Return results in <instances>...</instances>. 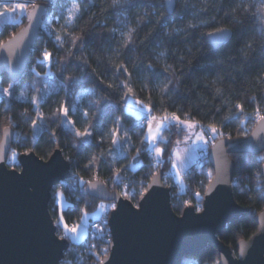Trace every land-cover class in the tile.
<instances>
[{
    "label": "trees",
    "instance_id": "trees-1",
    "mask_svg": "<svg viewBox=\"0 0 264 264\" xmlns=\"http://www.w3.org/2000/svg\"><path fill=\"white\" fill-rule=\"evenodd\" d=\"M164 0H133L132 4L125 5L123 9H111L107 8L105 0H92V7L90 10L85 9V15L80 22V26L83 27L85 22H89L87 26V35L84 37L83 43L78 46L80 50L73 49L77 56L81 55V51L85 57L89 58V65L91 68H96L97 64L93 62V59L89 57V52L94 50L96 55L104 54L105 63H107V48L109 46L115 47L119 40V34L121 31H126L129 28L135 27L139 24V29L136 35V46L139 53L145 57L143 63L150 61L156 62L157 56L160 52H164V61L172 64L177 69V75L184 73L181 88L173 94L169 103V110H175L171 107L172 104L182 105L186 110L191 108L193 115L196 119H201L198 112L208 114V119L202 121L203 124L213 122L220 129L224 137L231 136L232 138L244 137L245 133L249 135L252 128L258 123L254 116H248L256 107L255 104H251L245 108L244 113H236L234 116H229L228 120L220 123L222 118L228 115V108L230 105L223 103V97L215 96V88L220 87L224 89V96L231 97L232 103L237 102V97H242L243 94H251L249 91H256L259 81L255 77L261 70H264V47L261 46L259 37H256V42L251 45L250 48L244 49L245 44L249 42V37L253 33V25L250 18L245 19L244 15L240 16V22H233L231 27L233 28L232 39L222 48L214 53L206 51L207 41L201 37L200 33L210 32L215 27L228 26L229 20H231V14L225 16V13L229 10L231 0H188L189 7L184 8L182 11L178 10L169 14L165 11L161 5ZM103 5V7H102ZM203 5V10H201ZM31 6L29 5L23 13L22 22L13 24L12 22L3 23L0 26V44L12 36L17 30L21 29L27 20V10ZM107 9L106 11L104 9ZM157 8L161 12H164L162 22L167 23L168 27L161 28L154 19L156 15L153 9ZM45 15L43 17V23L39 29V34L35 40V44L30 50V58L26 71L22 77L16 82H12L5 73L0 75V79H3L1 85L3 87L8 86L9 83L14 84L13 95L11 97H5L0 100V138L2 130L12 123V130L14 131L13 144L10 151L17 153V156L21 152H27L32 150L40 158L47 159L52 154L55 148L60 149L62 154L67 159L70 154L74 155L75 160L80 164V167L70 165V176L74 173H79L86 181L91 180L94 173L97 174V178L104 182L110 190H115L121 193L125 197V193H129L128 199L137 204L140 193L144 191L150 182L152 175L151 172H169L171 163L159 164L157 161L153 162L152 156L147 153H142L139 159L140 164L137 167H132V157L136 155V148L130 147L126 158H119L117 161H113V157L108 155L110 147V140L101 141L102 132L96 134L93 137L91 147L84 146L79 152H72L66 141L74 139V133L67 132L62 126L57 127L59 121L53 122L51 114L55 112L59 104H64L69 109V118L73 121H77L76 128L83 130V122L79 120L82 112L86 110L90 101L95 100V96L87 92L85 89L90 87V84L85 83L83 87H76L72 91V95L64 89L61 85L63 76H68L75 73L74 67L70 66L61 76L57 66L52 64L40 66L41 61L37 60V56L40 52L47 48L49 52L53 54L55 59H59L63 55V49L59 52L56 50L55 35L61 33L59 25L63 22L61 20V10L59 8V0H50L49 6L46 8ZM195 14V15H193ZM59 16L60 24L54 20ZM213 16L215 20L211 19ZM142 18V19H141ZM198 20H208V24H197ZM191 22L197 24L196 28H184V24ZM111 29H116L115 32H111ZM171 33L170 35L168 33ZM150 33L148 38H145V34ZM65 47H70L66 45ZM244 49V51H242ZM247 52V55H245ZM181 57L185 59L181 61ZM192 60L191 67H185L187 61ZM210 61H216L211 63ZM77 63L76 60H72V65ZM203 65V67H201ZM36 66L37 71L41 72V76L35 78L33 81V73L30 71L31 67ZM83 66V65H82ZM86 70L91 73V68L84 66ZM101 71L105 72L109 77L107 82H112V72L115 71L112 67H101ZM143 70V64L138 66L136 74L138 75ZM51 71V76H44L43 73ZM155 76L159 74L160 78L167 75L162 71V67L158 66L155 69L149 70ZM104 78L103 76L101 77ZM125 75H120V79H124ZM85 80L95 81V76L88 75ZM133 87L135 95L127 97L122 101L123 110H116L114 103L108 105L105 108V118L103 120L104 125L112 127V119L120 117L124 120L125 125H131L133 128L138 129V125L134 123L136 120L135 114L128 110L127 101L129 99H143L148 95L147 91H139L140 84L136 80V75L133 77ZM215 81V85L211 82ZM46 85L49 87L46 88ZM103 87V86H102ZM25 90V95L21 97L19 95L21 90ZM39 90V91H37ZM112 91V90H108ZM123 86L113 92V101L119 100L123 95ZM259 95V93L257 92ZM47 95V102L43 99ZM36 97L38 103L32 104V98ZM8 101L6 106L3 101ZM73 105L77 106V111H72ZM40 110L44 117L47 119L43 122L42 127H39L38 132L33 130L31 120L21 118L20 114L25 110H28L31 119H37L35 115L36 110L34 107ZM216 108H221L219 113H215L213 118L212 114ZM239 117V118H237ZM91 119V117H90ZM26 121V122H25ZM95 122V121H93ZM41 123V122H40ZM19 124V126H16ZM53 131L57 133L55 137L52 136ZM209 133V130H208ZM210 134V133H209ZM183 134L178 136L175 128H171L169 132L164 133L165 140L171 139L175 141L182 138ZM51 137V139H50ZM218 139V138H217ZM136 137L133 134V144H135ZM63 146V150H61ZM128 147V145H126ZM157 147L164 148V143L157 144ZM207 147L203 151V157L201 160L191 164L189 171L191 176L184 172L183 179L185 181V189L181 191L178 189L172 178L164 180L167 185L171 187V202L174 212L181 214L182 209L187 205L196 206V199L194 193L199 189L198 181L202 176L206 175L210 166L208 157L206 156ZM171 150V145H169ZM9 151V152H10ZM90 152L105 153V164L95 165L89 170L83 169V163H86L85 159ZM10 155V154H9ZM8 155L6 165L13 168H19L17 161H12ZM234 160V170L232 179L233 195L236 202L244 207L247 204L246 197L251 196L253 193L245 188V185L251 186L252 173L254 172V164L252 159H243L242 152L229 153ZM258 155H264V153H258ZM163 159L167 160L168 153H163ZM68 160V159H67ZM119 168L121 174L125 177L120 186L117 187L112 179V173L115 169ZM204 172H201V169ZM170 175V173H169ZM171 177V175H170ZM134 181V183H133ZM235 181V183H233ZM125 184L128 187L125 188ZM86 188L87 185L80 186ZM207 187V181L205 180V188ZM244 188V193L239 195L240 189ZM56 190H60L65 195L67 205L65 209L61 211V215L65 217V223L72 225L77 223L79 217L84 211H92L98 207V203L102 200L99 198L93 199L87 196L83 191H72L62 186V182H59L53 186L51 192V199L49 201L50 215L55 221L58 219L59 207L57 203L53 207L54 193ZM135 191L134 198L131 193ZM206 190V189H205ZM203 195V192H202ZM252 209L256 214L264 208V205L253 204ZM246 208V207H245ZM111 207L105 211L104 215L108 218V213ZM248 209V208H246ZM248 220L247 226L244 222H240L224 229L219 235V239L224 243L233 246L234 251L237 249V242L243 238H248L258 228V225L253 226L250 222L251 211L248 209V213L242 215ZM62 231V230H61ZM58 235L60 233H57ZM110 237L105 230L103 240L100 235L85 236L82 241L78 243L70 242L64 256L61 261H70L71 264H93L94 257L92 252L89 251L93 245H96L98 249H102L109 245ZM109 249V248H108ZM198 253L202 255L193 256L192 259L196 261V264H218L219 254L216 245L210 244L199 250ZM103 256H101L102 258Z\"/></svg>",
    "mask_w": 264,
    "mask_h": 264
},
{
    "label": "snow or ice",
    "instance_id": "snow-or-ice-1",
    "mask_svg": "<svg viewBox=\"0 0 264 264\" xmlns=\"http://www.w3.org/2000/svg\"><path fill=\"white\" fill-rule=\"evenodd\" d=\"M107 3V8L111 9H123L125 5L132 4L133 0H105ZM29 5L22 3H17L15 5L16 9L24 10ZM32 13L28 15L27 19L29 21V28H34L38 24V18L41 12L44 11L45 6L37 0V2L31 3ZM183 10L186 7H189L188 0H164V3L161 5L162 8L169 14L178 10ZM92 7V0H59V8L61 10V20L63 21L59 27L61 28V33L55 35V45L56 50L59 52L63 49V55L59 59H55L53 54L44 48L40 54L37 56V60L41 61L40 66L43 67L47 64H52L53 66L59 65L57 68L58 73L63 76V73L67 70L68 67H74L75 73L68 76H63L61 80V85L64 89L69 92V95H72V91L76 87H83L85 83L90 84V87H87L85 90L95 96V100L90 101L86 107V110L82 112V115L79 117V120L83 122V130L76 128L77 121H73L69 118V109L65 107L64 104H59L57 110L52 112L51 117L53 122L59 121L57 127H63L67 132L74 133V139L66 141L69 145L72 152H79L84 146L91 147L93 137L96 134L102 132L101 141L110 140V147L108 150V155L113 157V161H117L119 158H126L129 152L130 147L136 148V155L132 157L135 161L142 153H147L151 155L154 150V158L159 164L171 163V169L169 172H161L159 176H156L154 172L150 174L156 176V179L152 184H149L143 192L140 193L143 200H147L151 195L150 189L159 185L161 179L167 180L170 177L169 173L173 170L175 171L174 175L178 179L180 178L181 172H187V175L190 177L191 172L189 169V164L192 159V152L197 146L203 144L206 148L210 147L211 152L209 153L216 162L215 171L216 177H213V170L208 168L206 175L202 176L198 181L199 189L194 193L196 199V212H203L205 216L209 214L212 208V202L216 197V191L218 185L229 183L227 176V159L225 156V145L223 143L224 136L222 135L220 129L216 126L215 123L209 122L203 124L204 119H208V114L203 112H198L197 115L201 119H196L193 115L192 109H185L182 105L172 104L175 110H169V101L172 99L174 93H176L182 86V80L184 78V73H181L179 76L176 74L177 69L172 65L164 61V52H160L157 56V61L152 62L149 60L147 63H143L145 57H143L136 46V35L137 30L139 29V24L133 28H129L126 31H121L119 34V40L116 43L115 47L109 46L107 48V63H105V55L102 53L96 55L94 50L89 52V57L93 59V62L97 64L96 68H91L89 65V58L85 57L81 51V55L77 56L73 49L80 50L79 45L83 43L84 37L87 33V26L89 22H85L84 26H80V22L83 20L85 15V9L90 10ZM103 7V5H102ZM107 10L106 8L104 9ZM201 10H203V5ZM13 9L5 6L4 11L0 15L12 12ZM153 12L156 13L154 19L156 23L161 28L168 27L167 23L162 22V17H164V12H161L159 9L154 8ZM231 14V20L228 22V26L225 27H215L213 31L204 33L201 32L200 35L207 41V48L210 54L218 51L220 48L224 47L231 39L233 28L231 25L233 22H240V16L244 15L245 19L250 18L253 25V33L249 37V42L245 44L244 49L251 47L253 43L256 42V37H259L261 46L264 47V0H231L229 5L228 12L225 13V16ZM195 15V14H193ZM36 17V19H34ZM142 19V18H141ZM211 19L215 20L216 17L213 16ZM13 24L18 23L17 20L11 21ZM208 20H198L197 24H208ZM197 24L191 22L185 23L184 28H196ZM111 32H115L116 29H111ZM228 33L229 35H218ZM171 34L170 32L168 33ZM0 35H3L0 32ZM24 35L31 38L33 33L29 30H25ZM150 33L145 34L147 39ZM24 43V41H21ZM70 45V47H65ZM19 48V45L17 46ZM242 49V51H244ZM13 54H16V50H13ZM247 55V52H245ZM19 59L23 58L22 52L19 53ZM181 61L185 58L181 57ZM72 60H76L77 63L73 66ZM211 63H216V61H210ZM143 64V70L137 75L136 69L138 66ZM83 65V66H82ZM5 66L8 67V61H5ZM84 66L91 68V73H89ZM112 67L115 71L112 72L111 80L112 82H107L109 77L106 73L101 71V67ZM161 66L162 71L167 73L163 78L159 77V74L155 76L149 70L155 69L156 67ZM192 60L189 59L185 67H191ZM14 65L9 68V79H14ZM203 67V65H201ZM30 71L34 74L33 81L35 78L41 76V72L37 71V67H31ZM44 76H51V71L43 73ZM88 75L95 76V81L85 80V77ZM120 75H125L124 79H120ZM136 75V80L140 84L139 91H147L148 95L143 99L135 100V105L138 106V111L135 112L136 120L134 123L138 125L137 128H133L131 125H125V122L120 117H115L112 119V127H107L104 125L103 120L105 118V108L114 103L116 110L122 111L124 101L127 97L135 95L133 87V77ZM104 77L103 79L101 77ZM260 83L255 86L256 91L249 90L251 94H243L242 97H237V102L232 103L231 97L224 96V89L220 87L215 88V96L223 97V103L230 105L228 108V115L224 116L220 123L228 120L229 116H234L236 113H244L245 108L251 104H255L256 107L251 113H248V116H254L257 122H264V70H261L259 74L255 77ZM0 83H3V79H0ZM215 85V81L211 82ZM123 86V95L119 100L113 101V92H115L119 86ZM103 86V87H102ZM48 86L46 85V88ZM14 84L9 83L7 87L0 88V93L3 97H11L13 93ZM112 90V91H108ZM39 91V90H37ZM259 93V95L257 94ZM25 93H21V96ZM47 102V95L43 98ZM5 105H8V101H3ZM32 104L36 105L38 103L37 98H32ZM72 111H77V106L73 105ZM221 108H216L215 112L212 114L213 118L215 113H219ZM35 115L40 119L41 123L38 125L37 120L31 119V115L28 110H25L20 114L21 118H27L31 120V123L34 127H42L43 122L47 119L43 114L37 109ZM91 117V119H90ZM239 118V117H237ZM95 121V122H93ZM26 122V121H25ZM12 123L9 122L8 127L10 128ZM16 126H19L17 124ZM209 130V133L204 131V128ZM171 128H175L176 134L180 136L183 134L182 138L172 141L171 139L165 140L164 133L169 132ZM133 134L136 137V143L133 144ZM57 133L53 131L52 136L55 137ZM4 136L6 140L10 139L11 134L8 129H4ZM219 138V143L216 142ZM51 139V137H50ZM227 139L231 140L232 137L229 136ZM244 139L247 143L242 148L243 159H252L254 164V172L252 173L251 186L245 185V188L248 191L252 192L251 196H247V204L244 207L248 208L251 211L250 222L253 226L259 225L257 228L256 236L264 235V208L261 209L260 214L257 215L255 210L252 209L253 204L264 205V155H258V153H264V124L261 125L257 130L253 131L249 136L245 133ZM163 142L164 148L157 147V144ZM128 145V147H126ZM169 145H171V150H169ZM181 145L183 147L181 148ZM63 150V146H61ZM8 144H0V160H3L7 157ZM168 153L167 160L163 159V153ZM203 154V149L201 150ZM51 155V153H49ZM15 153H13V157ZM105 153H95L90 152L89 155L85 158L86 163H83L82 167L85 170L91 169L95 165L105 164ZM68 162L70 165L80 167V164L75 160L74 155L70 154L68 156ZM205 170L202 168L201 172ZM111 179L113 183L119 187L121 182L124 181L125 177L121 174L119 168L115 169V172L112 173ZM205 180L207 181V190L205 191ZM95 181V182H94ZM134 183V181H133ZM235 183V181L233 182ZM87 185L86 188H81L82 185ZM62 186L66 189L76 191H83L87 196L95 198H102L105 200L115 201L117 198L115 195L110 194L105 187L98 181L97 174L94 173L91 180H85L79 173H74L70 177H65L62 179ZM128 187V184H125V188ZM186 185L181 182L180 190L183 191ZM203 192V196H202ZM147 193V195H146ZM244 193V188L240 189L239 195ZM134 198L135 191L131 193ZM129 193H125V198L127 199ZM204 196H207L208 199L204 200ZM62 199V195L59 192L54 193L53 207H55L56 202ZM187 206V202L185 204ZM111 207L114 210V215L121 211L117 203H111L110 205L101 204L99 208L101 211H104L106 208ZM239 205L233 203L227 206V212L231 213V216L227 220V223L222 224V228L227 229L230 226L244 222L245 226L248 224V220L240 216L237 209ZM83 212V210H81ZM87 213H84L79 217L81 221L85 219ZM111 223L110 220H104L100 222L99 225H96V233L100 235L101 240H103L107 224ZM82 225L76 224L69 227L65 223V217L63 215L56 221V225L53 231L60 233L59 240L62 242H76L78 243L82 235L86 234L87 229L85 228L84 232L81 233ZM62 229V231H61ZM111 241L109 240V243ZM92 252L93 257L95 258L93 264H107V255L109 249L107 247L98 249L96 245H93L89 249ZM202 255V253L191 252L184 253L176 264H196V261L192 259L193 256ZM245 255V242H239V258H243ZM101 256L104 259H101ZM61 264H71L70 261H61Z\"/></svg>",
    "mask_w": 264,
    "mask_h": 264
},
{
    "label": "water",
    "instance_id": "water-1",
    "mask_svg": "<svg viewBox=\"0 0 264 264\" xmlns=\"http://www.w3.org/2000/svg\"><path fill=\"white\" fill-rule=\"evenodd\" d=\"M39 2L45 9L40 13L36 27L30 29L27 19L21 29L0 44V75L5 73L9 76V68L14 65L15 76L10 79L12 82L19 80L26 71L30 50L35 44L46 8L50 4V0ZM31 13L30 7L26 13L27 17ZM25 30L33 33L31 38L24 35ZM13 50H16V54H13ZM21 52L23 58L19 59ZM5 61H8V67L5 66ZM262 124L264 122H258L249 136ZM6 128L11 134L10 139L6 140L4 136L5 128L0 138V144H8L7 157L0 160V264H61L70 242L60 241L57 232L53 231L56 224L48 205L53 186L62 182L63 178L70 177V164L60 149L55 148L47 159L40 158L32 150L21 152L17 156L19 168L9 167L6 162L13 144L14 131L12 127ZM224 138L226 179L229 183L217 186L216 197L207 216L203 212H196L192 205L185 206L181 214L174 212L171 187L163 179L158 186L149 190L151 195L146 201L140 196L137 204L126 199L121 193L110 190L98 179L105 189L117 198L115 201L99 199L117 203L121 209L115 215L112 208L108 213L107 220L111 223L107 226L111 242L108 245L107 264H176L184 253L199 252L210 244L217 247L220 255L218 264H264V235L257 237V229L248 238L237 242L236 252L233 246L219 239L224 230L222 224L227 223L231 216V213L227 212V206L233 203L239 205L233 195L232 176L235 166L229 153L242 152L247 143L244 137L231 140ZM216 142H220L219 138ZM210 152L209 147L206 156L215 178L216 162L209 155ZM161 172H156V176ZM156 176L152 175L148 185L153 183ZM205 189L207 190V187ZM203 198L208 199L207 196ZM237 211L240 216L248 213V209L242 205ZM259 214L260 212L257 213ZM240 241L245 242L243 258H239Z\"/></svg>",
    "mask_w": 264,
    "mask_h": 264
},
{
    "label": "rangeland",
    "instance_id": "rangeland-1",
    "mask_svg": "<svg viewBox=\"0 0 264 264\" xmlns=\"http://www.w3.org/2000/svg\"><path fill=\"white\" fill-rule=\"evenodd\" d=\"M33 1L34 0H0V13H2L4 11L5 6L13 9L12 12L6 13L4 15H0V26L3 23H7V22L9 23L12 20H17V21H19V23L22 22L21 20H22V16H23V13L25 12V10L16 9L15 8V5L17 3H22V4H25V5H31V2H33ZM54 20H56V22H58L59 24L62 22V21L59 20V16H57ZM5 87H7V86H5ZM0 88H3V86L1 85V83H0ZM21 93H25V90L22 89L20 91V93H19L20 96H21ZM23 96H21V97H23ZM3 98H5V97H3L2 96V93H0V100H2ZM34 109L37 111V109H38L37 106H35ZM36 120H37V123L39 125L40 122H41L40 119L37 117ZM38 129H39V127H33V130L35 132H38ZM182 147H183V145H181V148ZM199 148H201V149H199ZM202 149H203V151L206 149V147L203 144H200L199 146H197L195 148V150L191 154L192 159H191V163L189 164V166L191 164H193V163H195V162H197V161H199V160L202 159V157H203V154L201 152ZM13 153H15V152H12V151L9 152L10 159L12 161H17V153H15V156L14 157H13ZM151 156H154V153ZM140 162H141V159H139V158H137V160H135V161L133 160L132 167H134V168L137 167L140 164ZM170 169H171V166H170ZM175 171H179V169L173 170L172 172H170V175H171L172 180L175 182V184L177 185L178 189L180 190V188H181V182H183L185 184V181L183 179L184 172H181L180 178L177 179L175 177V175H174ZM56 192L61 193L60 190H56L55 193ZM61 195H62V199L60 201H57L56 202L57 203V206L59 207V212H58V217H57L58 219L61 216V211L63 209H65V207L67 205V200H66L65 195H63L62 193H61ZM111 203H112L111 201H109V202L100 201L98 203V207L96 209H94L92 211H84V212H82L81 215H83L84 213H87V215L85 216V219L83 221H81L79 219L77 221V223L72 224V225L81 224L82 225V227L80 229L81 233L84 232L85 228L87 229L86 234L82 235L80 241H82L85 238V236H88L89 237V235H90L89 234V228H90L89 225L91 224L92 221L98 220V219H100L102 217H105L103 215H104L105 211L108 208H106L104 211H101L100 208H99V205H101V204L110 205ZM56 221H55V224H56ZM72 225H69V227H71ZM74 243H76V242H74Z\"/></svg>",
    "mask_w": 264,
    "mask_h": 264
},
{
    "label": "built area",
    "instance_id": "built-area-1",
    "mask_svg": "<svg viewBox=\"0 0 264 264\" xmlns=\"http://www.w3.org/2000/svg\"><path fill=\"white\" fill-rule=\"evenodd\" d=\"M204 131L206 132V133H208V129L205 127L204 128ZM153 153H154V150H153ZM152 153V154H153ZM151 154V155H152ZM150 155V156H151ZM152 158H153V162L155 163V161H156V159L154 158V156H152ZM108 218H106V217H102V218H100V219H98V220H94V221H92L91 222V224L89 225V236H94V235H97V233H96V225H99L100 224V222H102V221H104V220H107ZM107 233H108V235H109V226H107Z\"/></svg>",
    "mask_w": 264,
    "mask_h": 264
},
{
    "label": "crops",
    "instance_id": "crops-1",
    "mask_svg": "<svg viewBox=\"0 0 264 264\" xmlns=\"http://www.w3.org/2000/svg\"><path fill=\"white\" fill-rule=\"evenodd\" d=\"M127 108L128 110H130L131 112H133L135 114L136 111H138V106L135 105V100L134 99H129L127 101ZM201 149V148H199Z\"/></svg>",
    "mask_w": 264,
    "mask_h": 264
}]
</instances>
